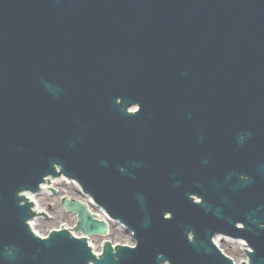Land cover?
<instances>
[{
    "label": "water",
    "instance_id": "1",
    "mask_svg": "<svg viewBox=\"0 0 264 264\" xmlns=\"http://www.w3.org/2000/svg\"><path fill=\"white\" fill-rule=\"evenodd\" d=\"M61 176L136 247L68 196L37 235ZM219 234L264 264V0H0V264H235Z\"/></svg>",
    "mask_w": 264,
    "mask_h": 264
},
{
    "label": "rangeland",
    "instance_id": "2",
    "mask_svg": "<svg viewBox=\"0 0 264 264\" xmlns=\"http://www.w3.org/2000/svg\"><path fill=\"white\" fill-rule=\"evenodd\" d=\"M56 192H43L36 196L40 203L42 213L48 215L47 217L40 215L34 223L35 230L40 235H47L50 231L60 228H73L77 223V216L74 213L68 212L61 204V198L68 196L84 201H89V198L82 192L81 188L75 183L66 180H56L52 183ZM92 210L97 213H102L98 206L92 204ZM76 235H82L78 231H72ZM89 242L96 252L102 249L104 241H110L114 244H134V236L122 223L112 221L110 232L108 235H93L89 236ZM222 247V239L220 240ZM226 249L236 258L244 257L240 251V245L237 243L229 244Z\"/></svg>",
    "mask_w": 264,
    "mask_h": 264
},
{
    "label": "bare ground",
    "instance_id": "3",
    "mask_svg": "<svg viewBox=\"0 0 264 264\" xmlns=\"http://www.w3.org/2000/svg\"><path fill=\"white\" fill-rule=\"evenodd\" d=\"M58 180V179H57ZM59 180H62V178H60ZM52 181H55V180H50L49 181V184L48 183H45L44 184V186H43V188H50V187H52ZM72 183H74V182H72ZM46 191H48V190H43V192H46ZM55 193V192H54ZM36 193H32V192H29L28 193V195H27V197L29 198V199H32L33 201H35V204H36V209H37V211L38 212H42L43 210H42V208H41V205H40V203L37 201V199H36V196L38 195V194H36ZM36 221V220H35ZM35 221H33V227H34V223H35Z\"/></svg>",
    "mask_w": 264,
    "mask_h": 264
}]
</instances>
